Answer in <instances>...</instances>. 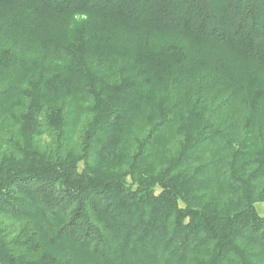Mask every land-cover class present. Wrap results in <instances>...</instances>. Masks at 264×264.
Listing matches in <instances>:
<instances>
[{
	"label": "clouds",
	"instance_id": "9594fccd",
	"mask_svg": "<svg viewBox=\"0 0 264 264\" xmlns=\"http://www.w3.org/2000/svg\"><path fill=\"white\" fill-rule=\"evenodd\" d=\"M0 264H264V0H0Z\"/></svg>",
	"mask_w": 264,
	"mask_h": 264
}]
</instances>
